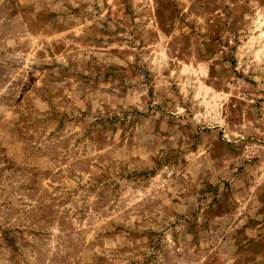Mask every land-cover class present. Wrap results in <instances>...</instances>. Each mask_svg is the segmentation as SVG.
Returning <instances> with one entry per match:
<instances>
[{
    "label": "rangeland",
    "instance_id": "rangeland-1",
    "mask_svg": "<svg viewBox=\"0 0 264 264\" xmlns=\"http://www.w3.org/2000/svg\"><path fill=\"white\" fill-rule=\"evenodd\" d=\"M0 264H264V0H0Z\"/></svg>",
    "mask_w": 264,
    "mask_h": 264
}]
</instances>
